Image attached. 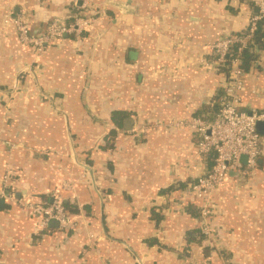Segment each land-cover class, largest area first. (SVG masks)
Wrapping results in <instances>:
<instances>
[{
    "label": "crops",
    "instance_id": "0c3cea01",
    "mask_svg": "<svg viewBox=\"0 0 264 264\" xmlns=\"http://www.w3.org/2000/svg\"><path fill=\"white\" fill-rule=\"evenodd\" d=\"M108 1L80 8L97 13L90 33L38 51L3 18L22 16L39 35L49 20L73 22L72 0H0V188L11 170L14 194L0 197V264H264V126L259 173H229L206 223L183 194L212 166L191 127L214 118L223 91L208 46L244 32L256 10L247 0H114L136 12L121 14ZM257 61L240 93L246 110L264 105V49ZM118 110L129 129L112 123ZM57 199L74 210L71 227L41 228L25 206Z\"/></svg>",
    "mask_w": 264,
    "mask_h": 264
},
{
    "label": "built area",
    "instance_id": "2783aa9c",
    "mask_svg": "<svg viewBox=\"0 0 264 264\" xmlns=\"http://www.w3.org/2000/svg\"><path fill=\"white\" fill-rule=\"evenodd\" d=\"M234 3L235 0H229ZM256 11L249 18L247 29L239 36H232L217 40L208 46L207 53L211 56V64L218 72L226 59L236 49L235 56L229 60L230 76L228 81L223 80L222 95L218 102V110L214 118L206 121L199 118L191 120V127L197 138V150L201 155L210 156L212 166L204 176L188 182L183 188V194L190 200L200 201V218L205 222L210 212V202L216 192L223 186L230 172H236L244 179H250L259 173L258 160L261 155V135L257 130V123H264L263 107L242 110L240 93L245 87L247 72L240 67V54L247 41L253 36L258 24H264V0H247ZM80 0H72L76 10L85 9L88 0H83V5L78 6ZM73 22L66 24L53 21L48 24L45 32L39 35L30 30V24L22 16H6L3 18L5 26L13 28L17 42L35 50H42L45 45L53 43L64 34H73L79 38L84 30L90 28L95 18H83L77 14L72 15ZM238 45L237 47H235ZM258 62V61H257ZM264 78V66L262 67ZM264 84V82H263ZM264 100V85L262 90ZM138 131H140L138 129ZM244 157V162H242ZM13 172L8 170L3 177L0 188V197L8 201L14 200L10 192V177ZM26 207L32 215L37 216L40 227L46 228L50 221L55 220L60 228L71 227L69 216L60 200H55L51 205L42 203L29 204ZM206 223V222H205ZM204 237L210 235L209 228L202 231Z\"/></svg>",
    "mask_w": 264,
    "mask_h": 264
},
{
    "label": "trees",
    "instance_id": "16d2710c",
    "mask_svg": "<svg viewBox=\"0 0 264 264\" xmlns=\"http://www.w3.org/2000/svg\"><path fill=\"white\" fill-rule=\"evenodd\" d=\"M72 8V9H71ZM66 11V14H67V19H69V17L73 14V13H77L79 16H82L83 18H91V16H96L97 13H89L87 12L86 10H76L75 8L73 7H67V9H65ZM68 21L71 22V20L69 19ZM50 20L45 24V26L42 28L41 32H44L45 31V27L48 26ZM69 22V23H70ZM31 30V28H30ZM44 30V31H43ZM92 29L88 28L86 30L83 31L82 33V36L84 34H88L91 32ZM32 32V30H31ZM39 33V34H40ZM242 33L244 32H241L240 34H238L237 36L241 35ZM70 38H73V34H70L68 35ZM238 45H236L235 47H237ZM264 49V24L262 22H260L258 24V28L257 30L254 32L253 36L247 41L246 43V46L245 48L243 49V52L240 54L239 58H240V67L242 70H244L245 72H248L251 68H253L255 66V64L257 63V60H258V57H259V54L260 52ZM236 49H234L231 53V56L229 58L226 59V62H224V65H222L219 70H218V73L221 74L224 79L226 81H228L229 79V76H230V68H229V60L235 56V52ZM242 103H240L239 105V108L240 109H244L246 110ZM129 117V113L128 112H124V111H113L111 113V116H110V119L112 121V123L118 127V128H122L125 121L128 119ZM114 131L110 132L109 136H112ZM113 137V136H112ZM230 173H233V172H230ZM236 173V172H234ZM13 178V177H12ZM11 178V179H12ZM184 184H180V185H177L176 187H180ZM173 188V187H172ZM171 188V189H172ZM170 190V189H169ZM11 192V190H10ZM65 206V209L68 213H72L74 212V210L71 209V207H68V205H64ZM69 215V214H68ZM196 215L199 216L200 215V208H197V212H196ZM188 235L189 236H194L193 238L196 237V241H202L204 239L203 235L201 232H197L195 233V231H192V232H188Z\"/></svg>",
    "mask_w": 264,
    "mask_h": 264
},
{
    "label": "water",
    "instance_id": "95a60500",
    "mask_svg": "<svg viewBox=\"0 0 264 264\" xmlns=\"http://www.w3.org/2000/svg\"><path fill=\"white\" fill-rule=\"evenodd\" d=\"M110 6H113L115 7L121 14H126V13H130V14H134L136 13L135 12V9H130V4L129 2H127V4H122V3H118V2H115L114 0H110L107 2ZM131 120H127L126 121V126H125V129H129V126H130V122ZM264 126V123L262 122H259L257 123V130L259 131V133L261 134L262 133V127ZM242 162H244V157H242ZM4 206V200L0 199V208H2ZM56 221L55 220H52L49 222V225H56Z\"/></svg>",
    "mask_w": 264,
    "mask_h": 264
}]
</instances>
